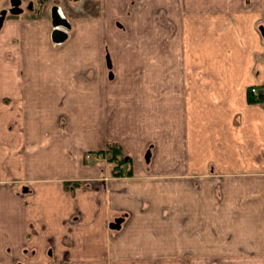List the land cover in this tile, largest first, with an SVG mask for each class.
I'll list each match as a JSON object with an SVG mask.
<instances>
[{
  "label": "crops",
  "instance_id": "1",
  "mask_svg": "<svg viewBox=\"0 0 264 264\" xmlns=\"http://www.w3.org/2000/svg\"><path fill=\"white\" fill-rule=\"evenodd\" d=\"M129 2L0 18V264H264V0Z\"/></svg>",
  "mask_w": 264,
  "mask_h": 264
},
{
  "label": "rangeland",
  "instance_id": "2",
  "mask_svg": "<svg viewBox=\"0 0 264 264\" xmlns=\"http://www.w3.org/2000/svg\"><path fill=\"white\" fill-rule=\"evenodd\" d=\"M32 1H33V5L35 6L34 9H36L39 6V3H37V1L35 2V0H32ZM58 1L60 3L61 0H58ZM67 1H71V2H66L64 4L66 6L72 7V9L73 8L75 9L74 12H73V15H71V18H70L72 23H73L75 18H78V20L80 18H85V17L86 18H92V17H94V15L95 16L98 15L103 10L102 7H99V6H101V4L99 5L101 0H82L80 2L79 1H75V0H67ZM130 1L131 2L134 1V4H132V5L130 4V6H121V7H118V9L121 8L122 10H124V15H125L126 18H130V17L133 18L134 17V23L132 24V18H131L129 25L125 27L122 24L124 22L123 21L124 18L122 19V17H120V16H115L114 19L112 20L113 21L112 25L118 31L123 32V37L127 38V41L124 42L125 45L131 46V47L134 46V48H136V47L140 48V50L138 52H145V50H143L141 48L145 49L147 47L148 39L150 37L149 35L151 34L147 30V25L148 24L145 22L146 21V4H145L146 0H142V1L139 0V2H141V4H142L140 6H136L137 0H130ZM50 2L51 1H48L47 5ZM128 3H130L129 0H128ZM43 12H44L43 15H47L46 11H43ZM60 12H61V14H64L62 12V10ZM30 14H32V15H30ZM34 14H35V12H31V13H26L25 12L24 14H21V15H18V16H11L10 14L8 16H10L12 18L21 19L22 17H25V15H28V17H30L31 19L32 18L34 19L35 18ZM263 17H264V15H263ZM114 22H118V23H114ZM257 24H260V27L262 26L261 40H262V43L264 45V18L262 19L261 22H258ZM73 26H75V24H73ZM160 26H162V23L160 24ZM119 27H121V29ZM72 30H73V28L70 30V32H72ZM148 33H149V35H148ZM59 42H61V41H59ZM50 43H51V41H50ZM105 44L106 43H104L103 45L106 46V53H109L108 52V48H107L108 45L107 44L105 45ZM142 56L144 57L145 54L142 55ZM262 90H263L262 96L264 97V89H262ZM110 153L115 155L112 151H110ZM111 154L108 155V160L112 159L111 158ZM117 154H118V151H117ZM123 157L124 156H123V154L121 152L117 155V158H119L120 160ZM114 158L115 157H113V159Z\"/></svg>",
  "mask_w": 264,
  "mask_h": 264
},
{
  "label": "flooded vegetation",
  "instance_id": "3",
  "mask_svg": "<svg viewBox=\"0 0 264 264\" xmlns=\"http://www.w3.org/2000/svg\"><path fill=\"white\" fill-rule=\"evenodd\" d=\"M12 1L13 0H11V3H9L7 7L2 8L3 13H1L2 15L0 18H2L3 15H6L9 12L14 13V14H19L25 11L27 13L35 12L34 14L35 18L34 19L32 18V19L40 21V19L43 17V14H44L43 11H46L47 13L46 17L51 22L52 31H53L55 26L52 24V13L54 12L57 15V19L60 21L59 28L66 32V38L62 40L61 42L65 41L68 38V31H70L73 28V23L70 18H71V15H73V12L75 9L74 8L72 9V7L70 6H66L64 3L71 2V1L61 0L59 3L58 0H35V2L37 1V3H39V6L36 9H34L35 6L33 5L32 0H18L19 2L17 4V8H18L17 11H15L14 6L11 5ZM48 1H51V2L47 5ZM75 1L80 2L82 0H75ZM61 10L64 14H61L60 12ZM52 31H51V39H52ZM54 43L58 44L60 42L54 41ZM105 61H106V64L110 66L111 61L107 53L105 54Z\"/></svg>",
  "mask_w": 264,
  "mask_h": 264
},
{
  "label": "water",
  "instance_id": "4",
  "mask_svg": "<svg viewBox=\"0 0 264 264\" xmlns=\"http://www.w3.org/2000/svg\"><path fill=\"white\" fill-rule=\"evenodd\" d=\"M18 2V0L12 1V5L14 6L15 11L18 10ZM52 24L55 26L54 30L52 31V39L57 42L62 41L66 37V32L59 28L60 21L57 19V15L54 12L52 13ZM146 157H148V154H146ZM120 221L121 218H116L114 222H111L110 226L112 228H118Z\"/></svg>",
  "mask_w": 264,
  "mask_h": 264
},
{
  "label": "trees",
  "instance_id": "5",
  "mask_svg": "<svg viewBox=\"0 0 264 264\" xmlns=\"http://www.w3.org/2000/svg\"><path fill=\"white\" fill-rule=\"evenodd\" d=\"M113 148H114L113 145L108 144L107 147H106V151H112L114 154H116V151H115V149H113ZM104 151H105V150H104ZM104 151H100L101 154L104 153ZM106 151H105V152H106ZM112 155H113V154H112ZM111 158H112V156H111ZM112 159H113V158H112Z\"/></svg>",
  "mask_w": 264,
  "mask_h": 264
}]
</instances>
